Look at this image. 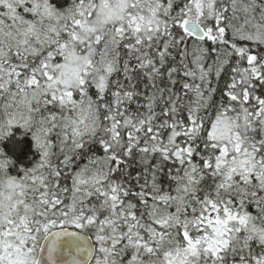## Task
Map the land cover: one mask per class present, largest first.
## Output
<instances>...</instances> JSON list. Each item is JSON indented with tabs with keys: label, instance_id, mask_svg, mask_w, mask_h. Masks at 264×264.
<instances>
[{
	"label": "snow or ice",
	"instance_id": "obj_1",
	"mask_svg": "<svg viewBox=\"0 0 264 264\" xmlns=\"http://www.w3.org/2000/svg\"><path fill=\"white\" fill-rule=\"evenodd\" d=\"M0 264H264V0H0Z\"/></svg>",
	"mask_w": 264,
	"mask_h": 264
}]
</instances>
